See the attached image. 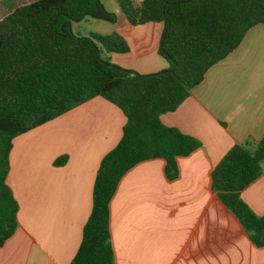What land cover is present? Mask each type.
<instances>
[{
	"label": "crops",
	"instance_id": "0c3cea01",
	"mask_svg": "<svg viewBox=\"0 0 264 264\" xmlns=\"http://www.w3.org/2000/svg\"><path fill=\"white\" fill-rule=\"evenodd\" d=\"M99 2L116 21L81 35L116 34L128 47L103 58L139 75L168 68L158 53L161 23L131 26L116 0ZM83 22L87 18L72 23V32ZM160 122L200 146L177 158L174 180L166 179L160 159L142 162L121 178L109 203L114 263L264 264V248L251 244L211 189L212 170L225 154L264 135V25L248 30ZM124 124L117 107L94 97L12 140L6 184L18 205V226L0 246V264L71 262L91 212L100 161L121 139ZM61 157L65 163L55 165ZM262 169L240 193L257 216L264 215V163Z\"/></svg>",
	"mask_w": 264,
	"mask_h": 264
},
{
	"label": "trees",
	"instance_id": "16d2710c",
	"mask_svg": "<svg viewBox=\"0 0 264 264\" xmlns=\"http://www.w3.org/2000/svg\"><path fill=\"white\" fill-rule=\"evenodd\" d=\"M131 26L163 25L158 53L168 68L139 75L112 64L103 53H126L116 34H75L71 24L87 17L116 21L99 0H0V246L18 226V205L6 184L12 140L94 98L125 117L117 145L100 161L92 207L78 250L69 264H115L109 203L121 178L136 165L160 159L164 175L177 178V158L199 143L160 116L174 111L214 64L245 34L264 25V0H116ZM5 5V6H4ZM66 161L61 157L55 165ZM264 135L233 146L211 173V189L235 217L251 244L264 248V215H255L240 193L262 174Z\"/></svg>",
	"mask_w": 264,
	"mask_h": 264
},
{
	"label": "rangeland",
	"instance_id": "374dc122",
	"mask_svg": "<svg viewBox=\"0 0 264 264\" xmlns=\"http://www.w3.org/2000/svg\"><path fill=\"white\" fill-rule=\"evenodd\" d=\"M9 6H15V5H21L23 4L24 0H4ZM5 6V5H4ZM2 7V4L0 5V8ZM87 21L86 23L83 22V24H81V26H79V28H75V30L73 31V33L76 34V32H80V35L83 34L84 31L88 32L91 29H96V28H100L101 23H103V21L105 20H101V19H95V18H91V17H87Z\"/></svg>",
	"mask_w": 264,
	"mask_h": 264
}]
</instances>
